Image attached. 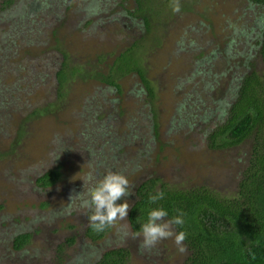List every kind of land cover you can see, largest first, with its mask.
<instances>
[{
    "label": "rangeland",
    "instance_id": "obj_1",
    "mask_svg": "<svg viewBox=\"0 0 264 264\" xmlns=\"http://www.w3.org/2000/svg\"><path fill=\"white\" fill-rule=\"evenodd\" d=\"M171 3L141 0L146 28L135 0H0V264H97L110 249L126 252L123 264H183L184 243V253L174 237L142 248L127 217L86 237L91 211L81 199L108 172L129 181L131 195L117 204L130 205L148 178L237 196L252 138L220 148L208 134L237 77L246 68L264 75L256 47L264 8L179 0L174 13ZM133 42L151 95L134 72L116 77L118 90L98 79ZM49 169L58 179L37 186ZM18 233L28 239L16 249Z\"/></svg>",
    "mask_w": 264,
    "mask_h": 264
},
{
    "label": "trees",
    "instance_id": "obj_2",
    "mask_svg": "<svg viewBox=\"0 0 264 264\" xmlns=\"http://www.w3.org/2000/svg\"><path fill=\"white\" fill-rule=\"evenodd\" d=\"M135 1L138 6L135 12L147 28L146 10L141 9V0ZM248 1L264 8V0ZM256 26L257 53L264 67V13ZM138 46L133 42L119 52L108 65L107 73L97 74L100 75L98 79L118 90L116 77L134 72L151 95L152 89L136 52ZM60 66L55 73L58 84L65 80L63 61ZM234 82L232 101L221 111L222 119L208 134V139L212 146L222 148L252 138L251 155L241 174L237 196L229 199L218 197L203 186L170 189L164 184L157 186V179L148 178L136 185L134 199L130 203L127 222L133 233L140 231L152 209L163 208L168 212L166 219L176 216L177 209L185 213L184 224L174 226L176 233L184 231L187 234L183 243L189 254L183 264H264V75L246 68ZM58 177L57 169H49L36 177L35 183L48 187ZM159 191L164 192V198L149 204V195ZM107 228L97 232L89 224L86 237L95 241L104 235ZM27 239L25 233L14 235L13 247L20 248ZM125 255L122 249H110L98 258L97 264H123Z\"/></svg>",
    "mask_w": 264,
    "mask_h": 264
},
{
    "label": "clouds",
    "instance_id": "obj_3",
    "mask_svg": "<svg viewBox=\"0 0 264 264\" xmlns=\"http://www.w3.org/2000/svg\"><path fill=\"white\" fill-rule=\"evenodd\" d=\"M171 8L174 13H179V0H172ZM86 181L93 180L91 174ZM131 195L128 179L119 173L108 172L103 179L95 182L89 189L86 199H81L80 207L89 209L91 215L88 217L91 227L97 231H103L106 227L116 224L117 221L126 220L130 205L127 201L121 204L116 202L123 197ZM164 192L159 191L155 195H149V204L156 203L164 198ZM82 193L77 196L70 197L80 198ZM177 215L172 219H166L168 212L163 208L152 209L147 214V221L140 226V231L134 236H142L141 247L150 249L155 247L159 242L174 237V243L180 253H184L186 248L183 242L187 234L184 231L176 233L174 226H182L184 224L185 213L179 209L176 210ZM255 257L253 256V259Z\"/></svg>",
    "mask_w": 264,
    "mask_h": 264
}]
</instances>
